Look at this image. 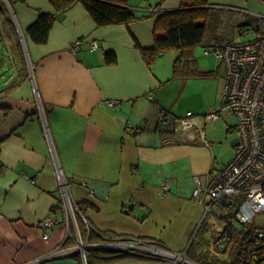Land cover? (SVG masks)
<instances>
[{"label": "crops", "instance_id": "1", "mask_svg": "<svg viewBox=\"0 0 264 264\" xmlns=\"http://www.w3.org/2000/svg\"><path fill=\"white\" fill-rule=\"evenodd\" d=\"M204 1L228 12L247 11L251 4ZM185 2L190 0H129L140 19L129 26L106 27H99L75 3L57 14L43 45L35 44L26 31L42 13H55L51 0H13L12 22L0 16V264H31L75 247V225L67 224L62 208L54 209L60 198L55 158L76 200L94 206L85 212L88 224L77 216L86 243L102 242H93L92 233H111L187 254L194 242L219 236L224 228L222 210L214 211L219 203L215 215L206 217L193 194L196 177L207 188L211 176L235 155L238 141L232 144V158L221 160L205 130L209 126L212 134L228 126V133H236L232 117L203 119L220 102L225 66H199L194 58L199 72L212 75L175 77L179 52H167L148 66L135 45L138 41L143 48L153 47L157 14ZM80 40L86 42L73 51ZM92 41L98 44L95 50ZM107 52L116 53L115 64L106 62ZM185 99L191 100L187 114L202 117L198 122L205 140L199 130L177 135L158 127L161 110L175 114ZM112 101L118 106H111ZM165 183L170 184L166 195ZM99 187L108 188L105 200L91 196ZM48 216L56 221L50 231L40 227ZM42 264L88 262L73 254ZM101 264L174 263L131 255Z\"/></svg>", "mask_w": 264, "mask_h": 264}, {"label": "built area", "instance_id": "2", "mask_svg": "<svg viewBox=\"0 0 264 264\" xmlns=\"http://www.w3.org/2000/svg\"><path fill=\"white\" fill-rule=\"evenodd\" d=\"M264 2V0H260ZM245 12V11H244ZM264 19L263 14H254ZM243 27L240 33L244 34ZM86 41L76 42L72 49L77 51ZM92 50L98 48L95 41L89 42ZM205 55L221 59L225 69L224 87L222 91L221 107L203 116L204 122H215L221 116L235 118V130L238 142L235 147L234 158L222 170L215 172L204 188L199 177L195 178L193 197L204 205L206 214L213 212L216 203L225 202L228 206L233 202L234 215L229 218L230 209L225 208L223 215L224 228L219 231L216 247L225 251L229 249L228 242L233 229L253 246L254 264H264V226L256 225V218L264 214V33L249 41L230 42L227 44L214 43L205 50ZM152 99V97H150ZM117 107L118 103L110 102ZM202 118L191 112L184 117L173 118L167 111L161 110L159 125L166 132L191 133L199 130L200 138L205 140L204 127L199 124ZM47 136L49 133L47 130ZM55 158V156H54ZM57 176L59 179L60 198L54 204V209L62 208L67 224L72 222L77 231L75 247L61 248L47 256L35 260L31 264L49 261L58 257L80 254L86 262L88 255L95 250H111L118 255L148 256L158 260H171L174 264H194L184 254L170 251L160 244L141 238H111L101 243H86L78 227L77 216L80 215L88 224V220L81 212L79 202L72 193L71 182L66 178L55 158ZM35 184L36 180H32ZM164 195L170 191V184H164ZM91 196L96 197L94 190ZM56 225L55 218L48 216L41 223L44 230H51ZM241 225L242 228H239ZM92 232L94 228L89 225ZM213 252V248L211 249ZM224 257L229 254L224 253Z\"/></svg>", "mask_w": 264, "mask_h": 264}, {"label": "trees", "instance_id": "3", "mask_svg": "<svg viewBox=\"0 0 264 264\" xmlns=\"http://www.w3.org/2000/svg\"><path fill=\"white\" fill-rule=\"evenodd\" d=\"M8 1L11 5L13 4V0ZM128 2L129 0H51L55 13H42L37 21L27 29L26 36L37 45L46 44L49 41L51 30L57 21V14L66 12L75 3H81L99 27L113 25L129 26L140 18L129 6ZM212 9L214 8L204 0H190V2H185L177 10L158 13L155 24L154 46L151 48H143L138 41H136L135 44L141 51L146 64L152 66L163 54L170 51H177L179 52V56L174 63L175 77L190 78L211 76V73L199 72L197 70L194 64V51L197 47L203 45L207 33L206 22ZM0 16H5L12 22L11 13L3 0H0ZM202 21H204V24L201 23ZM105 59L108 64H115L117 62V55L114 52H107L105 53ZM167 112L173 116V118L179 117L170 111ZM158 127L162 133H174L162 130L160 125ZM236 203L237 202H233L228 206L225 202L221 203L223 209H230L229 218L234 215L232 207L233 205L235 206ZM79 207L81 212L85 215L86 210L94 206L88 202H79ZM220 218L222 220H228V217L223 214ZM90 238L93 242H95V240L98 242H105L107 239L111 238L126 237H119L111 233L103 234V236L92 233ZM228 245L229 249H226L224 253L228 252L229 258L233 256L231 264H254L253 246L239 234L238 229L232 230ZM130 256L131 255H118L115 251L100 249L92 251L87 257V262L88 264H101L102 262L119 260ZM138 257L153 259L148 256Z\"/></svg>", "mask_w": 264, "mask_h": 264}, {"label": "rangeland", "instance_id": "4", "mask_svg": "<svg viewBox=\"0 0 264 264\" xmlns=\"http://www.w3.org/2000/svg\"><path fill=\"white\" fill-rule=\"evenodd\" d=\"M3 2H5L3 0ZM6 4V2H5ZM7 5V4H6ZM10 11V6H8ZM254 14H263L264 15V2L260 0H251V4L247 11H236V12H228L224 10H216L212 9L207 20V33L203 42V45L196 48L194 51V58L198 61L199 66L205 67H216L221 66L223 64L221 59L216 57H210L205 55L206 48L214 43L227 44L230 42H239V41H249L256 38L259 34L264 33V19L255 16ZM201 23L204 24V21ZM241 27L246 30L244 34L240 33ZM33 71L32 66L30 67ZM222 98V96H221ZM221 98L220 102L216 109H220L221 107ZM191 104V100L185 99L184 102L178 105V109L175 110V114L181 117L187 115L186 106ZM192 113V112H191ZM231 125H236L237 120L235 118H231ZM228 126L225 127V130L214 132L211 134L209 126L205 129L208 133V141L213 146L212 149L221 152V160L228 159V161L232 158L233 155V143L238 141V136L236 133H228ZM183 134L179 130L177 135ZM229 134V136H228ZM228 137V138H226ZM218 146V147H217ZM220 160V161H221ZM240 199H237V202ZM216 214L221 213V203L214 208ZM214 212L209 216H214ZM257 226H264V214H260L256 218ZM239 228H242L241 225H238ZM201 236V234L199 235ZM219 238L218 235L213 236L211 240L203 238L201 241L197 243L194 242L188 249L187 257L194 264H231L233 256L224 257V251L216 247L215 241ZM213 248V252L210 251Z\"/></svg>", "mask_w": 264, "mask_h": 264}, {"label": "water", "instance_id": "5", "mask_svg": "<svg viewBox=\"0 0 264 264\" xmlns=\"http://www.w3.org/2000/svg\"><path fill=\"white\" fill-rule=\"evenodd\" d=\"M4 1L6 2V4H7L8 6H10V9H11V4H10V2H9L8 0H4ZM96 195H97L99 198L105 200V199L107 198V195H108V188H106V187H99V188H97V190H96ZM45 262H47V261H42V262L37 263V264H42V263H45Z\"/></svg>", "mask_w": 264, "mask_h": 264}]
</instances>
